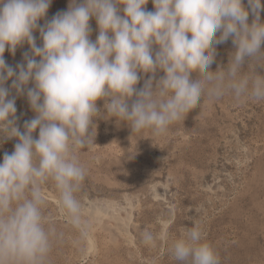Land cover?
Listing matches in <instances>:
<instances>
[{"label":"clouds","instance_id":"9594fccd","mask_svg":"<svg viewBox=\"0 0 264 264\" xmlns=\"http://www.w3.org/2000/svg\"><path fill=\"white\" fill-rule=\"evenodd\" d=\"M148 3L68 0L47 19L52 0H0V146L17 141L0 161V264H49L63 233L45 216L48 181L68 222L83 228L77 194L87 169L78 152L95 144L97 120L114 117L131 135L159 136L205 96L264 101V0H151L153 10ZM229 40L227 64L213 70L217 46ZM25 44L23 62L9 65L5 51L14 56ZM19 96L35 114L23 130ZM140 236L152 247L166 239L177 264H221L201 220L175 236Z\"/></svg>","mask_w":264,"mask_h":264},{"label":"rangeland","instance_id":"374dc122","mask_svg":"<svg viewBox=\"0 0 264 264\" xmlns=\"http://www.w3.org/2000/svg\"><path fill=\"white\" fill-rule=\"evenodd\" d=\"M67 7L68 0H52L47 19ZM146 7L153 10L151 0ZM90 24L94 40L95 19ZM34 35L40 45L39 32ZM231 50V40L217 46L213 70L227 64ZM25 51L27 44L14 56L6 50V62L22 63ZM16 108L23 130L35 114L26 96L16 98ZM96 123L95 144L78 152L87 169L77 194L84 204L82 229L68 222L54 184L43 186L45 216L63 233L49 264H177L166 239L146 246L140 234L175 236L193 218L202 221L221 264H264V101L205 96L159 136L149 130L131 135L114 117ZM16 142L0 146V161Z\"/></svg>","mask_w":264,"mask_h":264},{"label":"bare ground","instance_id":"6f19581e","mask_svg":"<svg viewBox=\"0 0 264 264\" xmlns=\"http://www.w3.org/2000/svg\"><path fill=\"white\" fill-rule=\"evenodd\" d=\"M121 226V225H120ZM117 228V227H116ZM115 230H118L119 231V229H115ZM121 230V229H120Z\"/></svg>","mask_w":264,"mask_h":264}]
</instances>
